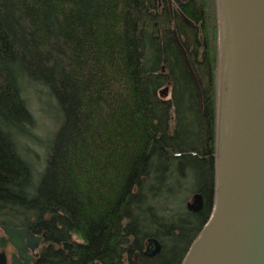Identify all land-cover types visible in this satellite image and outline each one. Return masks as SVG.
Wrapping results in <instances>:
<instances>
[{
  "label": "trees",
  "instance_id": "1",
  "mask_svg": "<svg viewBox=\"0 0 264 264\" xmlns=\"http://www.w3.org/2000/svg\"><path fill=\"white\" fill-rule=\"evenodd\" d=\"M219 60L216 0H0V230L41 237L36 264H182L214 202ZM32 85L61 114L36 183Z\"/></svg>",
  "mask_w": 264,
  "mask_h": 264
},
{
  "label": "water",
  "instance_id": "2",
  "mask_svg": "<svg viewBox=\"0 0 264 264\" xmlns=\"http://www.w3.org/2000/svg\"><path fill=\"white\" fill-rule=\"evenodd\" d=\"M216 1L220 17L219 1ZM224 1L238 79L235 124L228 159L221 181L218 182V97L216 189L212 212L191 244L182 264H264V0ZM172 34L187 69L196 82L176 31L173 30ZM219 39L221 87L220 21ZM202 207L203 199L200 194H194L186 204L191 213L200 211ZM1 230L8 243L16 250L11 264H30L33 258L27 251L37 250L42 238L27 228L2 227ZM160 251V243L151 238L144 255L154 258ZM6 261L5 253L0 252V264H6Z\"/></svg>",
  "mask_w": 264,
  "mask_h": 264
},
{
  "label": "rangeland",
  "instance_id": "3",
  "mask_svg": "<svg viewBox=\"0 0 264 264\" xmlns=\"http://www.w3.org/2000/svg\"><path fill=\"white\" fill-rule=\"evenodd\" d=\"M29 89L30 91H25L23 99L27 104L28 111L31 114L33 120L30 130L32 141L27 138L17 136L18 138L16 139V145L20 155L29 164L33 174L32 178L35 182L38 180L40 176L39 174L44 168L46 160V144L52 139L54 132L58 129L59 125L57 124V120L61 117V114L53 97L50 96L47 91L40 89L36 90L37 88L33 87V85L30 86ZM220 94L219 85V99ZM191 198L192 197L187 198L186 202H190ZM2 235L3 233L0 230V236ZM4 250L8 257L9 263L13 249L11 246H7L4 248Z\"/></svg>",
  "mask_w": 264,
  "mask_h": 264
},
{
  "label": "bare ground",
  "instance_id": "4",
  "mask_svg": "<svg viewBox=\"0 0 264 264\" xmlns=\"http://www.w3.org/2000/svg\"><path fill=\"white\" fill-rule=\"evenodd\" d=\"M219 1L221 31V94L219 116V156L217 159L218 182L221 181L230 152L232 132L236 117L238 79L233 57L230 23L224 0Z\"/></svg>",
  "mask_w": 264,
  "mask_h": 264
},
{
  "label": "flooded vegetation",
  "instance_id": "5",
  "mask_svg": "<svg viewBox=\"0 0 264 264\" xmlns=\"http://www.w3.org/2000/svg\"><path fill=\"white\" fill-rule=\"evenodd\" d=\"M202 199H203V198H202ZM203 202H204V201H203ZM1 231H2V230H1ZM2 233H3V232H2ZM3 236H4V234H3ZM4 237H5V236H4ZM5 238H6V237H5ZM6 239H7V238H6ZM7 246H11V245L8 243V241H7V244H6V246H5L4 248H6ZM4 248H2V249L0 250V252H4V253H5ZM11 248L13 249V252H12V254H11V256H10V262H9V263H8V257H7V255H6V253H5L6 258H7L6 264H11L12 256H13L14 254H16V250H15V248H13L12 246H11ZM39 249H40V246H39V248H38L37 250H35L34 252H32V251H30V250L27 251L28 255L31 256V257L33 258V260L30 262V264H36V259L38 258Z\"/></svg>",
  "mask_w": 264,
  "mask_h": 264
}]
</instances>
